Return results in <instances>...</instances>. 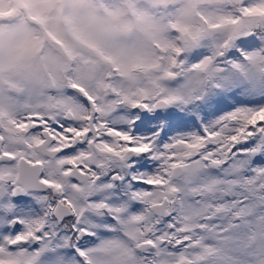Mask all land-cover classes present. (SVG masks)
<instances>
[{
	"label": "snow or ice",
	"instance_id": "snow-or-ice-1",
	"mask_svg": "<svg viewBox=\"0 0 264 264\" xmlns=\"http://www.w3.org/2000/svg\"><path fill=\"white\" fill-rule=\"evenodd\" d=\"M0 0V264H264V0Z\"/></svg>",
	"mask_w": 264,
	"mask_h": 264
},
{
	"label": "rangeland",
	"instance_id": "rangeland-1",
	"mask_svg": "<svg viewBox=\"0 0 264 264\" xmlns=\"http://www.w3.org/2000/svg\"><path fill=\"white\" fill-rule=\"evenodd\" d=\"M24 0H8V7L12 9L11 12L2 13L3 15L11 16L15 18L19 16L22 8H23Z\"/></svg>",
	"mask_w": 264,
	"mask_h": 264
}]
</instances>
